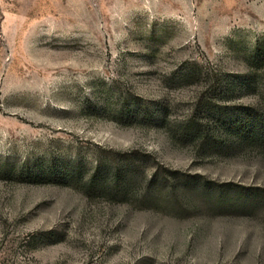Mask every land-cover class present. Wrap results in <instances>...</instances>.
<instances>
[{
    "label": "rangeland",
    "instance_id": "obj_1",
    "mask_svg": "<svg viewBox=\"0 0 264 264\" xmlns=\"http://www.w3.org/2000/svg\"><path fill=\"white\" fill-rule=\"evenodd\" d=\"M262 112L264 0H0V264H264Z\"/></svg>",
    "mask_w": 264,
    "mask_h": 264
},
{
    "label": "trees",
    "instance_id": "obj_2",
    "mask_svg": "<svg viewBox=\"0 0 264 264\" xmlns=\"http://www.w3.org/2000/svg\"><path fill=\"white\" fill-rule=\"evenodd\" d=\"M195 111L190 113L188 119L186 120L190 124V120L193 118ZM239 119V118H238ZM231 120V119H229ZM227 122V121H226ZM230 121L229 127L226 126V131L232 136L239 144H244L250 141H256L257 143L264 142V112L254 114L249 116L247 119H243L241 123H235L236 128L234 129L233 124ZM183 127V126H182ZM182 134L188 137L200 138L203 134L200 129H196L193 126H185L182 129ZM100 165L96 167L93 173L89 177L90 183L96 182V177L100 171ZM132 168L128 163L123 173L121 174V169L113 165L108 166L102 170V179L99 181V186L101 190L107 192L108 194L121 193L124 196L134 193V184L132 181ZM155 174L152 178L144 180V191H147L150 184L153 182Z\"/></svg>",
    "mask_w": 264,
    "mask_h": 264
}]
</instances>
